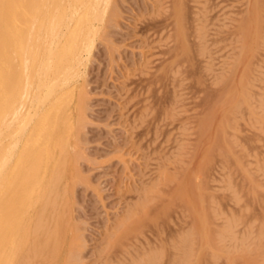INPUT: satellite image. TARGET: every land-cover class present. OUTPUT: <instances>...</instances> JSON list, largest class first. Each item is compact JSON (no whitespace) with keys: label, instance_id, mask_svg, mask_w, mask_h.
<instances>
[{"label":"rangeland","instance_id":"374dc122","mask_svg":"<svg viewBox=\"0 0 264 264\" xmlns=\"http://www.w3.org/2000/svg\"><path fill=\"white\" fill-rule=\"evenodd\" d=\"M110 2L73 100L82 110L62 202L49 213L61 236L34 259L264 264V0ZM35 179L13 209L0 192V240L3 222L16 229L0 264L41 210L48 175Z\"/></svg>","mask_w":264,"mask_h":264},{"label":"bare ground","instance_id":"6f19581e","mask_svg":"<svg viewBox=\"0 0 264 264\" xmlns=\"http://www.w3.org/2000/svg\"><path fill=\"white\" fill-rule=\"evenodd\" d=\"M110 1L112 0H0L2 198L5 203L13 202L15 199H27V193L35 182V177L48 175L41 210L35 209L28 213V220L22 223L21 239L11 264H31L36 252L39 251L37 255L42 254L45 248L55 244L54 241L58 239L56 237L61 233L54 230L56 225L50 230L52 226L49 222L52 220L50 215L53 213H49L54 212L60 201L58 188L64 179L65 170L71 164L68 145L79 132L80 123L76 115L82 110L79 102L82 97H76L80 105L79 103L75 105L73 100L76 93L81 90L79 84L86 77L87 66L99 38V30L102 31V26L104 27L108 20ZM78 95L82 96L81 93ZM37 145L40 147L35 148ZM12 173L15 174L17 186L14 189H7L6 185ZM35 180L37 184V178ZM12 205L14 206V202L9 205L13 209ZM10 209L6 212L7 216L11 215ZM15 211L17 213V210ZM66 211L64 210L65 213ZM11 223L9 220L3 222L5 236L0 240V248H4L3 244L6 246V241L11 240L9 239L11 232L16 230L10 229ZM47 223L50 225L49 228ZM44 236H47V240L49 236L50 245H46L48 242ZM188 240L185 238L182 242L188 245L186 244ZM9 243L7 242V246ZM57 245L58 248L59 244ZM151 259L153 261V258ZM34 260L37 261V258Z\"/></svg>","mask_w":264,"mask_h":264}]
</instances>
